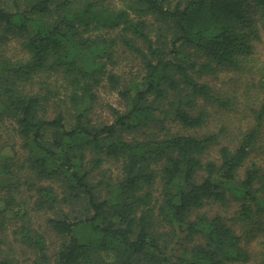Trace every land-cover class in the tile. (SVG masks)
Listing matches in <instances>:
<instances>
[{
  "label": "trees",
  "instance_id": "16d2710c",
  "mask_svg": "<svg viewBox=\"0 0 264 264\" xmlns=\"http://www.w3.org/2000/svg\"><path fill=\"white\" fill-rule=\"evenodd\" d=\"M257 43L264 55V0H0V264L249 263L230 220L202 210L263 221L250 156L264 155V106L222 144L210 110L234 100L205 80L264 73ZM120 48L138 61L130 76ZM100 89L124 102L109 122Z\"/></svg>",
  "mask_w": 264,
  "mask_h": 264
},
{
  "label": "rangeland",
  "instance_id": "374dc122",
  "mask_svg": "<svg viewBox=\"0 0 264 264\" xmlns=\"http://www.w3.org/2000/svg\"><path fill=\"white\" fill-rule=\"evenodd\" d=\"M11 45H15V42L12 41ZM262 49L263 44L257 43L255 46V59L257 64H261L262 61H264ZM118 57L119 64L115 68L118 72L122 73V75L130 76L138 71V61L133 60L129 53H125V51H122L120 48ZM205 81L213 87L216 93L222 94L225 98H231L234 100V107L232 106V110H220L218 108L211 109V118L208 126L210 130H218L223 126L228 127L230 135L222 139V144H228L229 146L234 147L238 143V139L241 138V135L256 123L253 110L258 111L264 106V73L255 72L252 76L246 74L240 76L232 70H227L218 72L215 76L207 77ZM98 96V110L95 114V118H97L98 121L109 122L112 119L109 107L119 108L120 110L124 109V102L118 98L116 93L100 89ZM7 126L6 128L4 126V128L1 129L2 133L6 140L13 143L17 148L19 142L14 138L12 132L7 129ZM217 150V147H213L209 151V159L218 158ZM250 161H255L264 165V155L258 154L257 152L253 153L250 156ZM104 167L108 170H112V174H115L118 171V165L115 163L106 164ZM235 210L236 207L233 205L224 208L219 207L217 204H210L205 207L202 212L207 213L208 216L220 214L230 220L229 223L233 224L236 233L241 237V245L251 255V261L247 264H258L264 258V256L261 255V253L264 252L261 245L264 241V219L255 225H251L254 227H246V225L231 221L233 216L232 213ZM32 221L36 226H42L41 228H44L43 216L35 215ZM250 233L251 235H247ZM48 236V241L52 244L51 250L54 251L56 249V244L54 243L52 236ZM7 240L9 241V238ZM15 251L17 252L16 255L19 260H22L21 258L28 254V252L25 254L22 253L18 248H15Z\"/></svg>",
  "mask_w": 264,
  "mask_h": 264
}]
</instances>
